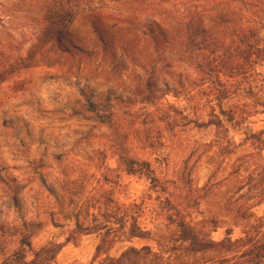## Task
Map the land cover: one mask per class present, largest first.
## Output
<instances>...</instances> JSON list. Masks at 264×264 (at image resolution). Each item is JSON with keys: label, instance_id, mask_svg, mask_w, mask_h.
<instances>
[{"label": "rangeland", "instance_id": "obj_1", "mask_svg": "<svg viewBox=\"0 0 264 264\" xmlns=\"http://www.w3.org/2000/svg\"><path fill=\"white\" fill-rule=\"evenodd\" d=\"M214 1L209 5L218 8L228 2ZM253 1L264 9V0ZM15 13L0 30V64L29 49L39 27L38 5ZM127 13L130 25L111 15L93 27L75 16L56 27L38 65L0 83V264H32L51 244L61 246L55 260L33 264H98L105 255L93 261L95 229L115 227L133 212L151 239L127 241L124 230L109 257L143 246L151 254L140 264H213L225 256H187L170 240L183 220L202 222L199 229L216 242L227 229L241 239L238 259L221 264H264L254 251L264 245V150L250 138L264 139V114L228 123L216 100L218 81L237 91L222 102L226 111L255 103L247 83L253 94L264 93L240 73L223 76L230 61L220 50L211 53L234 39L241 23L194 17L172 26L184 36L166 46L151 37L158 30L147 26L152 18L143 6ZM23 16L25 35L16 25ZM251 71L264 76V63ZM213 109L222 126L210 117Z\"/></svg>", "mask_w": 264, "mask_h": 264}, {"label": "trees", "instance_id": "obj_2", "mask_svg": "<svg viewBox=\"0 0 264 264\" xmlns=\"http://www.w3.org/2000/svg\"><path fill=\"white\" fill-rule=\"evenodd\" d=\"M210 0H0V30L5 29L8 20L15 16V12L21 7L25 8L38 5L41 13L39 15V27L30 35L31 44L26 51L15 53L14 57L7 62L0 64V83L4 82L7 78L18 74L21 69H27L29 67L38 65V59L42 57L45 50L52 44V36L55 33V29L59 25L69 24L75 16H79L80 20L88 21L91 26H95L102 19L107 17L114 18L115 23L118 25L127 24L132 22V16L127 12L132 11L133 7H144V15L151 17V21L147 26H154L158 32L157 35L154 31L150 30L152 38L157 36L166 46H172L175 43V39L181 38L184 34L183 30H173V25L181 26L186 25L194 17L199 19H205L207 16L212 15L215 19L224 21L225 23H231L232 21H238L241 23V27L238 29V33L234 35V39H230L227 42L219 44L218 47L212 50V54L217 51H221L223 56L230 61V66H226L227 71L222 73L227 78H234L236 73H240L244 76V79L249 81V78L258 82L259 93H264V76L251 71L253 66L258 63H264V9H261V5L253 3V0H228L225 5H221L218 8L217 5H209ZM220 0H215L218 2ZM256 1V0H255ZM193 2L203 3L201 6H194ZM258 2V1H256ZM235 3H239V7L234 6ZM76 8L78 13H72L70 11H64L65 8ZM118 8L121 12H114ZM112 9V12H110ZM135 10V9H134ZM196 10V12H195ZM109 12V13H105ZM154 14L158 16L154 18ZM262 16V17H261ZM17 29H23L20 31L22 35H25L27 28L30 25L27 16L18 18ZM6 30V29H5ZM9 36H11L9 34ZM184 36V35H183ZM182 36V37H183ZM185 47L189 45L184 43ZM0 48L3 45L0 44ZM190 54V51L188 52ZM240 60V61H239ZM213 62L216 65L222 63L221 57H214ZM207 67L202 70L203 77L208 76L205 73ZM224 70V69H223ZM208 71V70H206ZM217 78L221 76V71L216 73ZM249 77V78H248ZM218 80V79H217ZM207 79H203L202 83H206ZM220 84L221 90H218L219 94L216 98L217 109L219 115L224 116L226 122L231 123L234 120L242 123L253 115L264 114V97L253 94V86L250 83L246 84V91L253 98L255 103H243L240 108L232 110L229 108L227 111L223 110L222 102L231 98L237 91H230V87H225V84ZM252 83V82H251ZM254 86V87H256ZM241 90V89H240ZM215 109L211 110L210 117L217 119L216 126H222L219 117L215 114ZM237 119H236V118ZM235 126V125H234ZM250 138H256V141L260 143V149L264 150V139L258 137V135H252ZM246 170L250 169L249 162H246ZM251 164V163H250ZM264 196V192L261 193ZM123 215H121L122 217ZM116 217V214H114ZM125 220V221H124ZM120 221L115 219L116 223H112L115 227L109 225H103V227H97L94 233L99 235V243L95 249L94 262L101 256L105 255L102 262L98 264H140L144 261L145 256L151 254V248L143 246L139 249L134 247L127 248L118 258H111L106 255L111 247L122 238V233L125 235L127 241L132 239L146 240L151 239L152 233L144 231L138 223L135 212L125 216V219ZM200 223H186L183 220L179 222L178 231L175 238L170 240L174 244H178L182 251L189 257H195L197 255L206 253H221L225 256H220L213 264H221L238 259L240 248L242 247L241 239L232 240L230 238L231 229L226 230V237L221 241H213L210 238V234L204 230H200L198 225ZM87 232H93L90 229ZM94 230V229H93ZM69 239V238H68ZM167 244V243H166ZM61 246L51 244L48 248H42L34 254V259L30 263H35L37 259L45 258L46 263H52L60 251ZM171 248L160 251L161 256L164 253H171ZM256 257L259 261L264 260V245H261L254 249ZM253 255V253L251 254ZM230 256V257H228ZM172 263V262H170Z\"/></svg>", "mask_w": 264, "mask_h": 264}]
</instances>
